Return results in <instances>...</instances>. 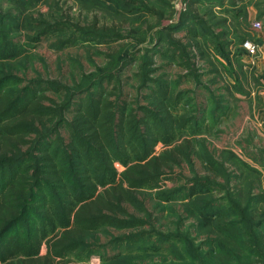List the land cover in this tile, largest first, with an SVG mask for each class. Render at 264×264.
Masks as SVG:
<instances>
[{"label":"trees","instance_id":"1","mask_svg":"<svg viewBox=\"0 0 264 264\" xmlns=\"http://www.w3.org/2000/svg\"><path fill=\"white\" fill-rule=\"evenodd\" d=\"M222 1L191 0L187 6L190 12L194 5ZM122 4L130 6L119 0ZM189 12L184 22L192 20ZM38 27V38L58 37V49L78 43L110 47L125 39L114 23L81 27L63 17ZM166 42L165 54L173 47L171 61L183 60L176 53L184 50ZM112 53L72 89L41 80L21 86L0 68V264H87L95 256L106 259L109 248L141 243L152 248L153 238L161 248L169 239L155 233L149 201L193 202L218 191L208 177L183 179L195 153L191 140L201 129L181 113V96L154 75L149 56L124 53L117 59ZM129 76L138 84L134 93L126 90ZM168 182L176 187L167 188ZM202 203L197 213L202 228L224 236L240 226L224 223L222 211ZM226 213L241 218L248 230L238 234L246 261L264 264V238L253 233L255 218L244 219L232 204ZM108 230L129 234L108 246L98 244ZM218 259L201 258L204 264Z\"/></svg>","mask_w":264,"mask_h":264},{"label":"rangeland","instance_id":"2","mask_svg":"<svg viewBox=\"0 0 264 264\" xmlns=\"http://www.w3.org/2000/svg\"><path fill=\"white\" fill-rule=\"evenodd\" d=\"M124 1L130 6H118L119 0H0V68L6 77L14 76L21 86L41 80L72 89L102 66L111 51L117 59L124 53L149 56L154 63L150 68L157 71L154 75L181 96L179 109L185 110L181 113L201 129L191 140L195 153L184 166L183 179L208 177L218 191L193 202L149 201L155 233L168 242L160 248L153 238L149 249L143 243L116 251L109 248L106 259L95 256L87 264H204L205 255L220 258L218 264H257L247 262L241 253L238 234L248 231L243 221L231 218L226 210L232 204L244 219L254 217L253 233L264 238V0L201 3L190 12L187 2L191 0ZM185 12L193 15L190 22L182 20ZM60 17L81 27L114 23L125 39L110 47L78 43L58 49V37L38 38L37 31L40 24ZM257 23L259 29L254 28ZM167 39L184 50L176 53L183 60L171 61L173 47L164 53ZM129 77L126 90L134 93L138 84ZM160 151L161 146L156 148ZM116 169L123 171L118 165ZM199 201L222 211L224 223L240 226L224 236L202 228ZM128 234L108 230L98 244L108 246ZM45 253L43 245L40 255ZM236 256L241 262L234 261Z\"/></svg>","mask_w":264,"mask_h":264},{"label":"built area","instance_id":"3","mask_svg":"<svg viewBox=\"0 0 264 264\" xmlns=\"http://www.w3.org/2000/svg\"><path fill=\"white\" fill-rule=\"evenodd\" d=\"M254 28H255V29H259V28H260L259 24H258V23L255 24V25H254Z\"/></svg>","mask_w":264,"mask_h":264}]
</instances>
